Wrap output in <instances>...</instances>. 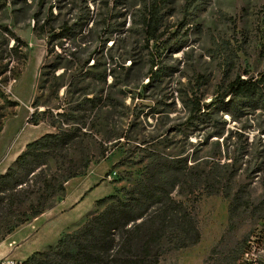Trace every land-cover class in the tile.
<instances>
[{"label": "rangeland", "instance_id": "rangeland-1", "mask_svg": "<svg viewBox=\"0 0 264 264\" xmlns=\"http://www.w3.org/2000/svg\"><path fill=\"white\" fill-rule=\"evenodd\" d=\"M154 1L0 0V30L25 43L26 57L21 63L10 60L16 44L10 40L0 62V177L29 143L57 133L48 122H29L45 109L34 108L35 101L87 117V129L98 126L80 151L70 154L95 158L87 173L69 181L65 195L49 200L42 215L9 235L46 185L35 176L33 194L21 197L24 203L11 212L10 193L0 194L8 196L0 204V245L6 241L0 259L22 263L17 253L26 240L37 243L30 256L55 248L58 236L74 233L104 210L96 201L87 213L72 211L81 192L99 187L87 206L120 194L141 179L155 153L186 160L195 172L220 173L232 180L242 203L250 204L231 222L221 194L207 196L205 186L191 195L175 192L192 211L201 239L184 249L166 244L160 264H234L251 238L264 234V0H166L159 36L151 39L143 21ZM238 78L260 82V97L253 102L228 96L225 105L210 110L209 119L191 121L193 100L214 104ZM96 98L102 108L91 113L89 102ZM67 165V158L49 160L45 176L54 177ZM226 183L216 187L223 191ZM257 209L260 218L253 216ZM18 231L22 243L12 240Z\"/></svg>", "mask_w": 264, "mask_h": 264}, {"label": "trees", "instance_id": "trees-1", "mask_svg": "<svg viewBox=\"0 0 264 264\" xmlns=\"http://www.w3.org/2000/svg\"><path fill=\"white\" fill-rule=\"evenodd\" d=\"M166 0H155L147 8L143 21L147 35L151 39L159 36L161 26V8ZM9 32V39L0 30V62L3 61L4 48H9L10 40L16 42L11 47L10 60L21 63L26 60L21 52L25 43L14 33ZM70 33V29H65ZM22 45V46H21ZM7 50V49H6ZM15 79V78H14ZM261 83L246 81L240 78L231 82L227 89L215 100L214 104L200 105L192 101V120H207L210 110L225 105L228 96L245 98L254 102L260 97ZM61 86L55 90L56 98ZM91 113L100 112L101 99L90 100ZM44 106L43 111H35L29 122L38 126L48 122L57 133L46 134L29 143L26 150L18 156L14 166L0 177V194L10 193L8 198L10 212L17 204H23L21 197L28 198L35 176L45 182L42 195L31 202L24 219L11 225L8 235L20 225L33 218H38L47 209V202L66 193V184L72 179L84 176L95 158L81 153L80 157H71L72 152L80 151L88 138L97 133L98 126L87 129L85 116L68 114L62 107H52L39 100L34 108ZM206 110L208 111L206 113ZM237 110V109H235ZM205 111V112H202ZM105 152L100 157L105 159ZM67 158L68 165L54 177H46L44 168L49 160ZM183 159H173L152 154L144 167L142 177L132 187L122 189L120 194L111 195L96 202L104 207L99 214L91 215L77 231L66 234L59 239L57 246L46 253H35L21 264H160L165 254V245L184 249L200 242L201 235L192 211L181 201L173 197L175 192L196 193L203 186L207 196L222 195L229 202L230 221L241 216L242 203L240 194H234L229 185L232 180L225 179L220 173L197 171ZM226 186L223 191L217 185ZM26 187H29L28 189ZM0 198V204L6 199ZM250 208V207H249ZM11 214V213H10ZM261 209L254 211L253 216L260 218ZM86 219V218H85ZM246 248V247H245ZM239 255L234 264H238L244 253Z\"/></svg>", "mask_w": 264, "mask_h": 264}, {"label": "crops", "instance_id": "crops-1", "mask_svg": "<svg viewBox=\"0 0 264 264\" xmlns=\"http://www.w3.org/2000/svg\"><path fill=\"white\" fill-rule=\"evenodd\" d=\"M97 189H99V187L98 188H96L95 190H91V187H88V188H86L83 192H81L78 196H77V198H76V200H75V202L72 204V206H71V210L72 211H74V210H78L79 212H83V211H85V212H83V213H87L86 211H89V210H87V208L88 209H91L92 210V208L94 207V205H95V202L96 201H98V200H94V202L92 201L91 202V204L89 205V206H87V202H88V197L90 196V195H92L94 192H96L97 191ZM65 200V199H64ZM63 200V201H64ZM62 201V202H63ZM87 206V207H86ZM92 207V208H91ZM85 208V209H84ZM90 210V211H91ZM86 218V216H83L82 217V219H85ZM26 228L24 227V230H25ZM19 234H20V232L18 231V232H16V233H14L13 235H12V240H14L15 242L16 241H20L21 242V239L22 238H20L19 237ZM25 234V233H24ZM25 235H27V234H25ZM24 235V236H25ZM27 237V236H26ZM11 238V237H10ZM60 239V237L58 236L57 238H56V240L55 241H58ZM6 242V241H5ZM5 242H3L0 246H4L5 247ZM22 243V242H21ZM36 247H37V243H34V241H32V240H26L25 242H23L21 245H20V251L17 253V256L18 257H20V259H21V262H23L22 260H27V258L30 256V254L36 249ZM26 255V256H25ZM25 256V257H24Z\"/></svg>", "mask_w": 264, "mask_h": 264}, {"label": "built area", "instance_id": "built-area-1", "mask_svg": "<svg viewBox=\"0 0 264 264\" xmlns=\"http://www.w3.org/2000/svg\"><path fill=\"white\" fill-rule=\"evenodd\" d=\"M0 264H21L11 258L0 259ZM238 264H264V234L253 236L248 242Z\"/></svg>", "mask_w": 264, "mask_h": 264}]
</instances>
